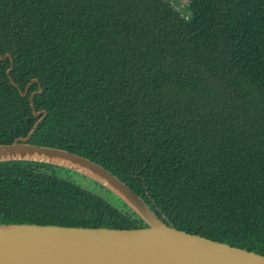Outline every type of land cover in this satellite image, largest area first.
Instances as JSON below:
<instances>
[{"label": "trees", "instance_id": "trees-1", "mask_svg": "<svg viewBox=\"0 0 264 264\" xmlns=\"http://www.w3.org/2000/svg\"><path fill=\"white\" fill-rule=\"evenodd\" d=\"M184 1L0 0V145L32 129L41 91L30 144L100 165L177 230L264 256V0ZM9 224L146 226L34 162L0 163Z\"/></svg>", "mask_w": 264, "mask_h": 264}, {"label": "water", "instance_id": "water-1", "mask_svg": "<svg viewBox=\"0 0 264 264\" xmlns=\"http://www.w3.org/2000/svg\"><path fill=\"white\" fill-rule=\"evenodd\" d=\"M9 55L0 57V60ZM11 62V61H10ZM11 68L7 71L10 73ZM32 82H35L33 80ZM30 82L21 93L27 95ZM25 137L0 145V163L34 162L75 172L110 192L146 225L120 230L55 225H0V264H264V256L189 234L165 224L141 197L100 165L63 149L29 143L44 111Z\"/></svg>", "mask_w": 264, "mask_h": 264}, {"label": "rangeland", "instance_id": "rangeland-1", "mask_svg": "<svg viewBox=\"0 0 264 264\" xmlns=\"http://www.w3.org/2000/svg\"><path fill=\"white\" fill-rule=\"evenodd\" d=\"M183 1H184V0H183ZM183 3L185 4L186 2L184 1ZM193 4H194V3H193ZM178 9H179V10L181 9V11H182V10H183V4H181V5L178 7ZM80 184H81V185H84L85 187H88L86 181L81 180V181H80Z\"/></svg>", "mask_w": 264, "mask_h": 264}]
</instances>
